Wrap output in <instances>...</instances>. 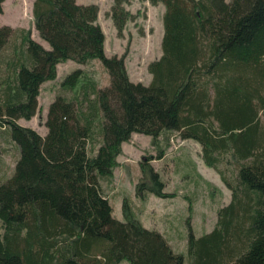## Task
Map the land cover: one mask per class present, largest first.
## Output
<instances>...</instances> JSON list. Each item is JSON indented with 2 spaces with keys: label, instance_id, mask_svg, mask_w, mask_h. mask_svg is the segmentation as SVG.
Segmentation results:
<instances>
[{
  "label": "trees",
  "instance_id": "trees-1",
  "mask_svg": "<svg viewBox=\"0 0 264 264\" xmlns=\"http://www.w3.org/2000/svg\"><path fill=\"white\" fill-rule=\"evenodd\" d=\"M131 1L111 8L119 35L132 19L124 7ZM148 1L165 7L149 85L130 80L124 57L106 55L97 5L34 1L35 28L49 48L26 33L17 69L0 80V131L8 129L19 151L13 174L0 182V264H185L127 199L123 220L115 218L103 191L136 133L154 141L178 133L201 144L209 167L219 169L223 154L239 165L235 184L220 171L232 197L214 229L199 238L190 230V264H264V0ZM10 34L0 27V54ZM94 60L109 87L75 70L61 84L74 97L55 98L44 137L17 123L36 114L40 87L57 78L59 64ZM142 172L152 183L142 190L168 197L158 172L146 163Z\"/></svg>",
  "mask_w": 264,
  "mask_h": 264
},
{
  "label": "rangeland",
  "instance_id": "rangeland-1",
  "mask_svg": "<svg viewBox=\"0 0 264 264\" xmlns=\"http://www.w3.org/2000/svg\"><path fill=\"white\" fill-rule=\"evenodd\" d=\"M34 1L5 0L2 4L0 27L9 28L11 34L0 54V80L11 78L17 69L14 66L23 58V37L26 33L49 48L35 28ZM77 3L99 7L98 23L105 33L106 55L124 57L130 80L149 85L152 80L149 65L162 55L164 5L152 4L148 0H133L125 4L132 19L119 35L111 18L114 0H77ZM78 69L94 80L99 89L110 86V76L99 60L87 65L72 61L61 63L57 66V78L40 87L36 114L30 120L19 119L17 123L44 137L47 134L45 123L48 108L58 95L68 99L74 97V92L63 89L61 84L68 74ZM7 130L0 131V182L11 177L19 159L18 146L10 139ZM95 147L98 148L97 143ZM160 153L163 156H159ZM221 160L219 169L209 167L202 158L201 144L193 139H182L178 133L162 135L157 141L136 133L122 145L112 183L101 182V185L115 218L123 220V202L127 199L143 226L160 233L172 251L183 254L185 264H190L187 254L190 230L195 238L210 233L218 221L219 209L231 201V190L220 173L235 184L239 165L231 162L228 155L223 154ZM142 163L159 173L168 197H159L147 189H141V184H145V188L152 186L151 180L143 179ZM121 264L130 263L124 261Z\"/></svg>",
  "mask_w": 264,
  "mask_h": 264
},
{
  "label": "crops",
  "instance_id": "crops-1",
  "mask_svg": "<svg viewBox=\"0 0 264 264\" xmlns=\"http://www.w3.org/2000/svg\"><path fill=\"white\" fill-rule=\"evenodd\" d=\"M105 44H106V41H105ZM106 51V50H105Z\"/></svg>",
  "mask_w": 264,
  "mask_h": 264
}]
</instances>
